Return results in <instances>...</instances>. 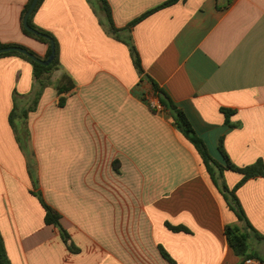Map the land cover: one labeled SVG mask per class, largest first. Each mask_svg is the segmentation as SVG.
<instances>
[{"label":"crops","instance_id":"crops-1","mask_svg":"<svg viewBox=\"0 0 264 264\" xmlns=\"http://www.w3.org/2000/svg\"><path fill=\"white\" fill-rule=\"evenodd\" d=\"M107 1L118 37L98 0L43 1L33 21L55 36L61 64L26 120H15L18 134L11 112L15 102L33 105L37 84L30 62L0 57V233L11 263L239 264L225 228L251 230L170 113L146 101L145 90L158 98L125 41L214 158L224 163L222 138L235 164L251 165L264 161V0H179L132 28L167 0ZM27 2L0 0V41L43 59L48 45L21 28ZM58 85L70 89L59 93ZM224 175L231 189L242 179ZM39 194L77 252L45 222ZM237 195L264 236V177ZM249 243L264 264V240L251 233Z\"/></svg>","mask_w":264,"mask_h":264},{"label":"trees","instance_id":"trees-1","mask_svg":"<svg viewBox=\"0 0 264 264\" xmlns=\"http://www.w3.org/2000/svg\"><path fill=\"white\" fill-rule=\"evenodd\" d=\"M44 0H39L36 7L33 9L31 14L28 17V24L29 26L37 31L38 33H33L29 31L25 26H24V18L26 13L29 10V7L33 0H28L27 4L25 5L22 14H21V28L22 31L25 35L32 37L42 43H45L48 45V52L47 55L43 58L44 60H47L49 56L52 53V40L55 43V52L56 56L54 60L52 61L51 64L49 65H42L33 59L29 58L27 55L17 52V51H12V52H7V53H2L0 54V57L2 56H19L26 61L30 62L33 67V76L34 80L37 84V91L35 95V99L33 102V105L29 108H20L18 104L15 102L14 109L11 112L10 115V121L15 129V131H18V128L16 129V119L20 120H26L28 112L32 110L38 100V97L45 86V84L48 83L47 77L50 76L55 70H57L60 67V57H59V44L55 38V36L43 29L37 26L34 21L33 17L41 4L43 3ZM101 3V8L102 11L104 12L108 23L110 30L112 31V34H114L116 37H118L116 34L117 32L123 30V29H118L113 20L112 16V10L111 7L108 3L107 0H98ZM179 0H167L163 2L162 4L148 10L147 12L143 13L140 17L135 19L133 22L129 24L127 28H132L134 25L142 21L143 19L147 18L148 16L154 14L155 12L169 7L175 3H177ZM185 1V0H184ZM125 43L129 46L131 56L133 59V63L135 65V68L137 69L139 75L142 76V78H146L152 86V90L154 95L158 98L160 104L163 106L165 110H167L174 123L178 126L180 129L181 133L183 134L184 138L195 148L196 152L198 153L205 169L207 170L208 174L210 175L212 181L216 185V187L220 190V192L223 194L225 201L227 202L228 207L235 213V215L238 217V219L242 222L245 223V225L251 230V232H243L238 226H231L228 225L225 228V234L227 236L228 243L230 247L233 249L235 254L239 257L242 258V261L239 264H244L245 259L247 258H255L258 260H261L256 253L252 251V248L249 243V238L251 236V233L255 235L258 239L264 240V236L260 235L255 229L252 227L250 222L247 219V216L245 214V211L242 207V204L238 198L237 191L238 189L243 186L250 178H255L258 176L264 177V161L263 159H258L254 164L247 165V166H238L235 164L229 154L227 153L223 139L221 138L220 144H219V151L222 154L224 158V163L221 161L217 160L212 156V154L209 151V148L207 146V143L205 140L197 133L196 129L194 128L191 120L187 116L186 112L178 106L170 97V95L160 87L158 83H156L150 76L146 75L142 66V60L139 54L138 49L134 45V43L130 41H125ZM9 46H20L23 48H26L29 50L32 54L35 56L41 58L38 54H36L34 51L31 49L19 45V44H7L3 43L0 41V48L3 47H9ZM42 59V58H41ZM67 80V79H65ZM70 89V86H57V90L59 93L67 92ZM64 102V98L61 97L60 104ZM152 108V107H151ZM153 110H156L152 108ZM232 111H227L225 110V113L228 115ZM18 134V132H17ZM225 170H231L234 172H237L242 175V179L237 183V185L234 188H229L227 185L226 179L224 172ZM44 209H45V222L49 225H54L57 227L61 233V236L65 243L69 246V248L75 252L78 251V248L75 247L71 243V237L68 231L62 226L61 224V215L60 213L55 210L53 207H51L49 204L45 202V200L42 198V196L39 194L38 195ZM174 231H185L187 230L184 226H170ZM164 255L168 258V255L164 253ZM0 264H12L6 251L5 243L3 236L0 233Z\"/></svg>","mask_w":264,"mask_h":264},{"label":"water","instance_id":"water-1","mask_svg":"<svg viewBox=\"0 0 264 264\" xmlns=\"http://www.w3.org/2000/svg\"><path fill=\"white\" fill-rule=\"evenodd\" d=\"M39 0H33V2L31 3L28 12L25 15L24 18V26L31 32L33 33H38L37 31H35L34 29H32L29 24H28V17L31 14V12L33 11V9L36 7L37 3ZM12 51H17L20 53H23L25 55H27L29 58L33 59L34 61L42 64V65H49L52 63V61L54 60L55 56H56V52H55V43L52 40V53L49 56V58L47 60L41 59L37 56H35L34 54H32L29 50H27L26 48L20 47V46H9V47H3L0 48V54L2 53H7V52H12Z\"/></svg>","mask_w":264,"mask_h":264},{"label":"built area","instance_id":"built-area-1","mask_svg":"<svg viewBox=\"0 0 264 264\" xmlns=\"http://www.w3.org/2000/svg\"><path fill=\"white\" fill-rule=\"evenodd\" d=\"M151 107L158 110L162 111L164 108L160 104L159 100L156 99V101L151 102ZM244 264H263L261 260L255 259V258H247L244 261Z\"/></svg>","mask_w":264,"mask_h":264},{"label":"rangeland","instance_id":"rangeland-1","mask_svg":"<svg viewBox=\"0 0 264 264\" xmlns=\"http://www.w3.org/2000/svg\"><path fill=\"white\" fill-rule=\"evenodd\" d=\"M144 97L149 105H151V102L156 101V98L152 96L151 92H148L147 90L144 92Z\"/></svg>","mask_w":264,"mask_h":264}]
</instances>
